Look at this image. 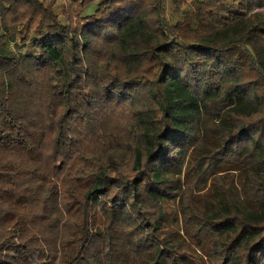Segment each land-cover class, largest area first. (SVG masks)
Listing matches in <instances>:
<instances>
[{
  "label": "trees",
  "instance_id": "1",
  "mask_svg": "<svg viewBox=\"0 0 264 264\" xmlns=\"http://www.w3.org/2000/svg\"><path fill=\"white\" fill-rule=\"evenodd\" d=\"M262 7L0 0V264H264Z\"/></svg>",
  "mask_w": 264,
  "mask_h": 264
},
{
  "label": "rangeland",
  "instance_id": "2",
  "mask_svg": "<svg viewBox=\"0 0 264 264\" xmlns=\"http://www.w3.org/2000/svg\"><path fill=\"white\" fill-rule=\"evenodd\" d=\"M58 4H60V3L58 2ZM257 11L264 14V7H262V9H258ZM168 210L169 211H173L174 210V204L173 203H171V202L169 203ZM170 221H171V218H170ZM172 227L175 228V229H178L176 227V225H175V222H173V221H172ZM196 264H197V262H196Z\"/></svg>",
  "mask_w": 264,
  "mask_h": 264
}]
</instances>
